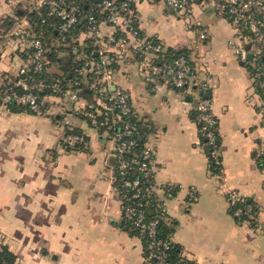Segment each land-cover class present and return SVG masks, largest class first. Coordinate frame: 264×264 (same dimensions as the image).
<instances>
[{
	"label": "crops",
	"instance_id": "1",
	"mask_svg": "<svg viewBox=\"0 0 264 264\" xmlns=\"http://www.w3.org/2000/svg\"><path fill=\"white\" fill-rule=\"evenodd\" d=\"M34 2L0 0V246L15 256V264H143L141 239L127 228L114 186L109 137L73 111L66 97L48 96L47 111L40 114L2 101L26 57L17 42L3 46L5 33L18 21L31 34L44 35L52 73H75L90 52L97 55L82 25L66 42L49 23V31H36L31 13L40 22L55 18L42 7L32 9ZM133 6L140 35L160 51L113 63L110 89L125 88L133 119L147 131L151 199L164 210L179 256L198 264H264V163L258 153L264 130L253 65L229 44L240 43L234 26L199 0L184 13L171 11L164 0H134ZM168 49L180 51L206 78L219 165L200 135L192 92L155 87L148 64L172 59ZM79 93L81 104L93 103L87 75ZM69 134H82L84 142L68 144ZM168 186L171 195L164 191ZM229 189L254 207L248 220L230 213Z\"/></svg>",
	"mask_w": 264,
	"mask_h": 264
},
{
	"label": "built area",
	"instance_id": "2",
	"mask_svg": "<svg viewBox=\"0 0 264 264\" xmlns=\"http://www.w3.org/2000/svg\"><path fill=\"white\" fill-rule=\"evenodd\" d=\"M134 0H35L33 8H44L55 19L49 24L54 27L61 42L76 32L82 25L88 36L87 43L96 50L75 69L65 84L62 78L48 79L41 76L47 64V45L39 35L31 34L21 21L16 22L4 35L3 46L17 42L26 54L24 63L15 74L14 81L2 96L4 104L14 103L34 113L47 111L46 98L50 95L66 97L74 102L73 111L84 116L101 133L109 137L112 155L115 157L113 181L122 203L125 221L135 235L141 239L143 264H173L167 261L170 241L158 237L159 219L164 217L161 205L151 199L153 193V150L147 144V131L133 119L129 93L123 87L110 89L113 77V63L130 57L140 56L145 51L159 52L160 47L146 41L139 32ZM198 0H164L165 6L173 12L184 13ZM218 15L226 16L235 28L240 43L233 39V46L241 61L253 65V81L259 96L258 112L264 130V0H199ZM86 6V7H85ZM45 18L42 22H45ZM108 29L104 33L101 25ZM204 33L200 36L203 37ZM252 52V61L247 60ZM149 73L155 80V87L167 84L175 88H186L193 94L195 120L201 137L205 138L212 163L220 164L219 143L215 138L217 119L211 112V99L207 95V81L201 68H195L184 55L170 60L148 64ZM87 75L93 103L85 106L79 102L80 88ZM17 87V88H16ZM48 93L39 95V91ZM142 138L138 156H127ZM68 144L83 143L82 134H69ZM259 158L264 163V139L259 146ZM171 195L173 188L164 189ZM230 213L241 218L248 206H239L245 198L235 189L227 192ZM155 211L148 218L147 210ZM144 241V242H143ZM188 264H198L189 262Z\"/></svg>",
	"mask_w": 264,
	"mask_h": 264
},
{
	"label": "trees",
	"instance_id": "3",
	"mask_svg": "<svg viewBox=\"0 0 264 264\" xmlns=\"http://www.w3.org/2000/svg\"><path fill=\"white\" fill-rule=\"evenodd\" d=\"M50 17H47L45 22H40L39 17L35 14V13H31L30 14V20L34 23V25H36L35 29L36 31L38 30V28L44 29L45 31H49V25L48 23L50 22ZM51 32L53 33V30H51ZM38 35L43 39L44 35H41L40 32L38 33ZM167 53H170L172 55V58H174L175 56L181 55L180 51H174L172 49H168L166 50ZM166 52H164L163 54H166ZM46 56L50 57L51 53L49 50H47L46 52ZM161 56V55H160ZM48 59V58H47ZM159 60H169V59H160ZM158 60V61H159ZM39 74H41V76H45L48 79H52L55 77H60L62 78V83L65 84V81L74 75L73 72H70L68 74L66 73H62V74H55L52 73L48 70V60H47V64H46V69L44 72H40ZM11 84H9L5 89H7ZM17 88V87H16ZM39 95H44L46 93H48V90H42L38 92ZM9 107L12 109H19V108H26L24 106H20V105H15L14 103H8ZM197 112L194 110L193 111V116L195 118ZM215 138L217 139V142L219 143V137L217 134V127L215 128ZM204 140V142H206L205 138H202ZM141 145H142V138H137L136 144L132 147V150L130 153H127V156H138L140 150H141ZM210 150V147H208V152ZM263 165V164H261ZM251 203H248L246 201H244L242 204H240L239 206H241L242 208L244 206H248L250 208L249 211L244 210V212L241 215V218H244L245 220H248L251 215L254 214V207L250 206ZM155 211L152 209L147 210L146 212V216L148 218L154 216ZM252 219V218H251ZM127 224V228L133 233L135 234V231L133 229H131L130 224ZM170 231L166 229V223L164 222V217L159 219V224H158V237L162 238L163 240H169L170 241V248L168 249V255H167V261L173 263V264H188L189 260L181 258L178 254V247L172 242L171 237H170ZM144 242V241H143ZM0 264H15V256L7 249V247L5 246H0Z\"/></svg>",
	"mask_w": 264,
	"mask_h": 264
}]
</instances>
